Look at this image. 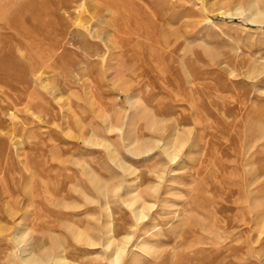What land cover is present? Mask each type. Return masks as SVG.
<instances>
[{"label": "rangeland", "instance_id": "374dc122", "mask_svg": "<svg viewBox=\"0 0 264 264\" xmlns=\"http://www.w3.org/2000/svg\"><path fill=\"white\" fill-rule=\"evenodd\" d=\"M58 261L264 264V0H0V264Z\"/></svg>", "mask_w": 264, "mask_h": 264}, {"label": "bare ground", "instance_id": "6f19581e", "mask_svg": "<svg viewBox=\"0 0 264 264\" xmlns=\"http://www.w3.org/2000/svg\"><path fill=\"white\" fill-rule=\"evenodd\" d=\"M27 4V3H26ZM22 6H25L24 4H22ZM31 5L29 6H25L24 8L27 10V8L29 9V11H31V8H29ZM24 8H23V12H24ZM28 12V11H27ZM26 13V12H25ZM20 15V14H19ZM18 15V16H19ZM23 18V17H22ZM17 19V18H16ZM11 22V21H10ZM22 23V21H20ZM26 23V22H25ZM39 23V22H38ZM45 24V23H44ZM12 27H13V23H11ZM46 25V24H45ZM25 27V26H24ZM28 27V26H27ZM30 29V27H29ZM21 30V29H20ZM45 30V29H44ZM26 32H29V31H26ZM33 32V30H32ZM35 32V31H34ZM16 33H19V32H16ZM20 35V34H19ZM25 37V36H24ZM5 49V48H4ZM9 61V60H8ZM58 264H61V261H58Z\"/></svg>", "mask_w": 264, "mask_h": 264}]
</instances>
